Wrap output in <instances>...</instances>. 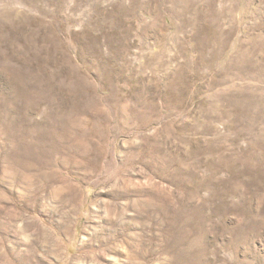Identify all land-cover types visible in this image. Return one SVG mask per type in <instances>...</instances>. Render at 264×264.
Returning a JSON list of instances; mask_svg holds the SVG:
<instances>
[{
  "label": "rangeland",
  "instance_id": "1",
  "mask_svg": "<svg viewBox=\"0 0 264 264\" xmlns=\"http://www.w3.org/2000/svg\"><path fill=\"white\" fill-rule=\"evenodd\" d=\"M0 264H264V0H0Z\"/></svg>",
  "mask_w": 264,
  "mask_h": 264
},
{
  "label": "bare ground",
  "instance_id": "2",
  "mask_svg": "<svg viewBox=\"0 0 264 264\" xmlns=\"http://www.w3.org/2000/svg\"><path fill=\"white\" fill-rule=\"evenodd\" d=\"M58 188V187H57ZM61 189V188H60ZM64 189V188H63ZM82 262H83V260H82Z\"/></svg>",
  "mask_w": 264,
  "mask_h": 264
}]
</instances>
